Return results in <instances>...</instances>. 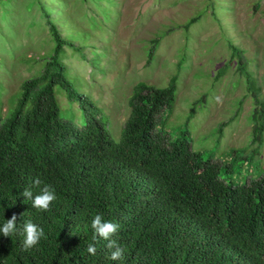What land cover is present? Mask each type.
Returning a JSON list of instances; mask_svg holds the SVG:
<instances>
[{
    "label": "trees",
    "instance_id": "obj_1",
    "mask_svg": "<svg viewBox=\"0 0 264 264\" xmlns=\"http://www.w3.org/2000/svg\"><path fill=\"white\" fill-rule=\"evenodd\" d=\"M49 30L53 56L21 83L16 104L0 116V227L14 213L18 218L13 235L0 233V264H264L261 162L243 150H231L230 163L205 159L192 150L185 127L169 137L160 125L175 101V78L164 88L144 82L133 87L115 142L100 108L72 90L59 59L68 42L50 21ZM57 86L78 104L82 126L60 117ZM252 121L251 142L262 144L264 104ZM232 156L247 157L256 173L242 183L224 179L234 170ZM45 185L57 198L41 211L21 193L30 188L35 196ZM96 214L120 225L112 237L124 250L120 259H111L108 241L93 240ZM27 221L42 228L44 237L25 250ZM90 244L95 255L87 250Z\"/></svg>",
    "mask_w": 264,
    "mask_h": 264
},
{
    "label": "rangeland",
    "instance_id": "obj_2",
    "mask_svg": "<svg viewBox=\"0 0 264 264\" xmlns=\"http://www.w3.org/2000/svg\"><path fill=\"white\" fill-rule=\"evenodd\" d=\"M49 21L68 42L59 59L72 90L100 108L115 142L133 87L175 78V101L161 116L168 136L185 127L205 159L230 163V151L243 150L264 168V133L262 144L251 142L252 114L264 104V0H0V116L53 56ZM54 92L60 117L82 126L78 104ZM247 157L232 156L223 178L242 183L256 173Z\"/></svg>",
    "mask_w": 264,
    "mask_h": 264
},
{
    "label": "clouds",
    "instance_id": "obj_3",
    "mask_svg": "<svg viewBox=\"0 0 264 264\" xmlns=\"http://www.w3.org/2000/svg\"><path fill=\"white\" fill-rule=\"evenodd\" d=\"M216 99L217 102H220L219 97H217ZM40 184L41 181L37 178L34 181V185L39 186ZM21 195L32 201L33 208L41 211H48L50 205L57 198L54 189H52L48 185H45L40 190V193L36 194L35 196L33 195V192L30 188H25ZM17 219V215L14 213L11 218L8 219L2 227H0V233H2L4 237H9L16 232ZM91 227L95 233V235L93 236V240H96L97 237H99L103 240L108 241L106 247L113 250L111 251V259H120L123 255L124 250L118 245L116 240L112 239V237L118 233L120 225L118 223L107 222L105 221L102 214H96L92 220ZM23 233L25 235V239L23 241V247L25 250L36 246L41 238L44 237L43 229L38 227L31 221H27L24 223ZM87 250L91 255L96 254V248L92 244L88 246Z\"/></svg>",
    "mask_w": 264,
    "mask_h": 264
}]
</instances>
